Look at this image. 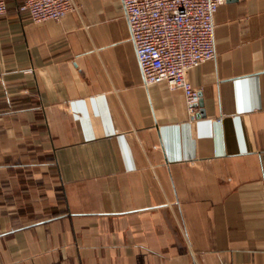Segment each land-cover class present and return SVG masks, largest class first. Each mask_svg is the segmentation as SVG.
I'll list each match as a JSON object with an SVG mask.
<instances>
[{
  "label": "crops",
  "instance_id": "0c3cea01",
  "mask_svg": "<svg viewBox=\"0 0 264 264\" xmlns=\"http://www.w3.org/2000/svg\"><path fill=\"white\" fill-rule=\"evenodd\" d=\"M0 23V264H264V0L215 14L201 104L145 86L122 0Z\"/></svg>",
  "mask_w": 264,
  "mask_h": 264
},
{
  "label": "built area",
  "instance_id": "2783aa9c",
  "mask_svg": "<svg viewBox=\"0 0 264 264\" xmlns=\"http://www.w3.org/2000/svg\"><path fill=\"white\" fill-rule=\"evenodd\" d=\"M227 0H122L143 84L181 89L193 113L201 100L189 80L192 68L217 56L215 14ZM75 0H24L18 7L34 23L63 19ZM8 11L0 0V23Z\"/></svg>",
  "mask_w": 264,
  "mask_h": 264
},
{
  "label": "water",
  "instance_id": "95a60500",
  "mask_svg": "<svg viewBox=\"0 0 264 264\" xmlns=\"http://www.w3.org/2000/svg\"><path fill=\"white\" fill-rule=\"evenodd\" d=\"M200 105H202V104H201V101H200Z\"/></svg>",
  "mask_w": 264,
  "mask_h": 264
}]
</instances>
